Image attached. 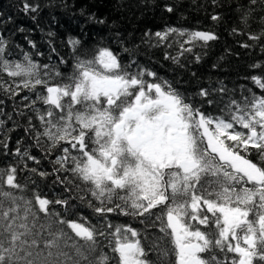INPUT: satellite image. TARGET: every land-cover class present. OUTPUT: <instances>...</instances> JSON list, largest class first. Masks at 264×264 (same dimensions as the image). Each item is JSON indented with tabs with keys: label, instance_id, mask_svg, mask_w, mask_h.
Masks as SVG:
<instances>
[{
	"label": "snow or ice",
	"instance_id": "obj_1",
	"mask_svg": "<svg viewBox=\"0 0 264 264\" xmlns=\"http://www.w3.org/2000/svg\"><path fill=\"white\" fill-rule=\"evenodd\" d=\"M257 2L250 0L253 5ZM24 9L37 10L28 3ZM166 10L172 12L173 8ZM248 15L244 14L245 22ZM211 19L219 17L213 15ZM172 34L184 38V44H207L216 39L212 33H186L175 28L156 32L155 36L163 41ZM69 44L75 51L79 41L70 39ZM191 50L182 45V52ZM4 53V41L0 39V72L26 77L25 88L42 86L46 91L47 95L37 94V100L50 106L38 112L44 130L37 135V143L40 137H46L50 149L62 150L63 155L55 160L59 165L55 170L70 171L90 186L87 191L99 202L95 206L98 214L119 209L123 215L144 217V222L155 216L161 223L160 231L170 237L172 251L167 254L175 255V264H264V96H253L243 105L231 101L230 118L225 119L201 112L167 82H159L154 72L139 67L129 71L131 65H122L107 48H98L91 58L78 57L73 74L66 82L54 85L40 77V66L27 55L25 62H9ZM252 79L264 90L260 77ZM199 95L207 97L208 91L201 90ZM235 125L247 131L237 130ZM252 149L261 164L248 158ZM15 173V168L8 169L4 182L20 189ZM35 202L39 212L53 215L49 208L52 201L36 194ZM54 203L68 205L66 199ZM25 204V222L17 226L15 222L21 218L16 197L0 191V217L4 220L0 264H110L111 258L97 249L96 236L104 235L102 231L57 217L53 223L66 225L83 244H77L63 227L53 231L52 224L40 226L51 237L44 239L40 230L33 231L36 213L32 201ZM109 204L112 206H106ZM154 209H160V213ZM29 214L32 228L26 223ZM110 235L114 237L112 251L118 256V264H149L137 231L117 226ZM64 248L74 249L78 259ZM44 249L48 250L46 256ZM217 250L225 254L224 260L215 254ZM229 253L233 254L231 258H227Z\"/></svg>",
	"mask_w": 264,
	"mask_h": 264
},
{
	"label": "trees",
	"instance_id": "obj_2",
	"mask_svg": "<svg viewBox=\"0 0 264 264\" xmlns=\"http://www.w3.org/2000/svg\"><path fill=\"white\" fill-rule=\"evenodd\" d=\"M25 3L37 10L25 11ZM168 7L173 11L168 12ZM245 13L249 14L246 22L243 19ZM213 15L219 19L213 21ZM169 28L186 33H212L216 39L207 44L203 41L184 44V38L176 34L163 41L155 36L156 32H165ZM250 36L259 39L253 40ZM0 39L4 41L5 59L25 62L27 55L40 66V77L48 80L50 85L66 82L74 72L78 57L91 58L103 47L112 51L122 65H131V72L137 67L154 72L159 82H167L188 103L209 116L229 119L231 101L243 105L253 96H264V90L252 79L255 76L264 81V3L260 0L254 5L250 0H0ZM70 39L79 41L75 51L69 44ZM182 45L192 50L182 52ZM173 57L178 59L173 60ZM56 72L61 75L56 76ZM24 79L0 72V191L12 192L16 197L21 219L15 224L25 222L22 219L24 208L28 206L25 201L31 200L36 213L33 231L40 230L44 239L51 237L40 226L47 228L52 224L53 231L63 227L77 244L82 245L83 241L66 225L53 221L59 217L83 223L104 233L96 236L98 253L111 258L110 264H118V256L112 251L114 237L110 233L117 226L130 227L139 233L138 239L149 264H175V255L167 254L172 251L170 237L160 231L161 223L155 216L144 222V217L123 215L119 209L98 214L95 206L99 202L87 191L90 186L84 185L70 171L55 170L59 167L55 160L63 155L62 150L50 149L46 137H40V143H37V135L44 130L38 112L50 107L37 100V94L47 95L46 91L42 86L35 90L25 88ZM145 79L153 80L152 77ZM201 90H207L208 96L201 97ZM235 127L247 131L239 125ZM29 157L34 158L32 162ZM248 158L254 163H262L255 149ZM10 168L16 169L15 182L20 189H12L4 182ZM41 172L48 175L42 177ZM36 194L53 202L49 205L53 215L45 216L39 212ZM56 199H66L68 205L55 204ZM153 211L160 213V209ZM153 222L155 226H152ZM26 223L32 228L30 214ZM3 224L0 217V229ZM196 227L209 231L198 224ZM14 230L23 231L19 227ZM40 248L43 249V241ZM63 250L74 256V249ZM47 251L44 249L43 255L46 256ZM215 254L221 260L226 258L219 250ZM232 255L227 254V258Z\"/></svg>",
	"mask_w": 264,
	"mask_h": 264
},
{
	"label": "rangeland",
	"instance_id": "obj_3",
	"mask_svg": "<svg viewBox=\"0 0 264 264\" xmlns=\"http://www.w3.org/2000/svg\"><path fill=\"white\" fill-rule=\"evenodd\" d=\"M25 78H26V77H25ZM46 94H47V93H46ZM90 147H94V145H91V144H90Z\"/></svg>",
	"mask_w": 264,
	"mask_h": 264
},
{
	"label": "flooded vegetation",
	"instance_id": "obj_4",
	"mask_svg": "<svg viewBox=\"0 0 264 264\" xmlns=\"http://www.w3.org/2000/svg\"><path fill=\"white\" fill-rule=\"evenodd\" d=\"M41 124V123H40ZM30 161L32 162V159H30Z\"/></svg>",
	"mask_w": 264,
	"mask_h": 264
},
{
	"label": "bare ground",
	"instance_id": "obj_5",
	"mask_svg": "<svg viewBox=\"0 0 264 264\" xmlns=\"http://www.w3.org/2000/svg\"><path fill=\"white\" fill-rule=\"evenodd\" d=\"M21 79V78H20ZM45 106V105H44Z\"/></svg>",
	"mask_w": 264,
	"mask_h": 264
}]
</instances>
